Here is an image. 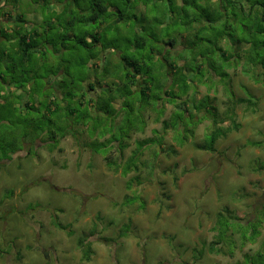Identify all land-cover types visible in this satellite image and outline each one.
<instances>
[{
  "label": "trees",
  "instance_id": "trees-1",
  "mask_svg": "<svg viewBox=\"0 0 264 264\" xmlns=\"http://www.w3.org/2000/svg\"><path fill=\"white\" fill-rule=\"evenodd\" d=\"M2 1L12 10L0 7V170L22 152L34 156L37 142L53 151L62 138L85 135L80 146L113 173L132 174V190L143 173H154L161 154H176L171 146L164 151V134L172 131L182 147L210 120L196 147L214 152L239 127L234 107L255 111L251 98L233 97L228 71L240 68L255 81L264 75V0ZM37 15L39 22L26 17ZM217 85L231 104L222 115L214 97L196 99L199 86L215 93ZM166 105L173 110L162 120ZM149 118L160 130L135 140L125 158ZM263 225L264 205L250 217L218 212L212 240L194 252L233 257ZM76 244L89 261L91 244L82 237ZM236 264H264V247Z\"/></svg>",
  "mask_w": 264,
  "mask_h": 264
},
{
  "label": "rangeland",
  "instance_id": "rangeland-1",
  "mask_svg": "<svg viewBox=\"0 0 264 264\" xmlns=\"http://www.w3.org/2000/svg\"><path fill=\"white\" fill-rule=\"evenodd\" d=\"M4 5L0 0V7L12 10ZM26 17L40 21L38 15ZM228 72L233 97L251 98L255 111L236 105L239 127L219 139L214 152L196 147L210 120L199 124L182 147L172 131L164 134V151L171 146L176 154H161L154 173H143L138 188L127 190L132 174L113 173L101 156L81 147L85 135L79 143L68 135L53 151L37 142L34 156L22 152L1 169L0 264H236L244 254L262 251L264 225L255 242L235 248L233 257L194 252L212 240L218 212L250 217L264 205V75L255 81L240 68ZM205 94L214 97L221 115L231 106L221 85L215 93L199 86L196 99ZM165 107L162 120L173 110ZM160 127L149 118L144 132L131 136L125 158L135 140L151 137ZM134 195L133 204H123ZM53 221L65 229L55 228ZM81 237L91 244L89 261L77 247Z\"/></svg>",
  "mask_w": 264,
  "mask_h": 264
}]
</instances>
